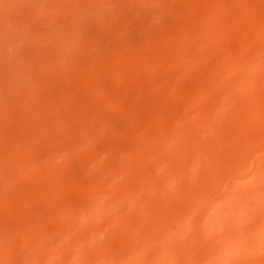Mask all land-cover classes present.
I'll return each mask as SVG.
<instances>
[{
	"label": "bare ground",
	"instance_id": "1",
	"mask_svg": "<svg viewBox=\"0 0 264 264\" xmlns=\"http://www.w3.org/2000/svg\"><path fill=\"white\" fill-rule=\"evenodd\" d=\"M0 264H264V0H0Z\"/></svg>",
	"mask_w": 264,
	"mask_h": 264
}]
</instances>
